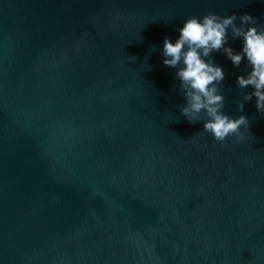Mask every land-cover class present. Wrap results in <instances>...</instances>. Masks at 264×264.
<instances>
[{
	"label": "water",
	"instance_id": "water-1",
	"mask_svg": "<svg viewBox=\"0 0 264 264\" xmlns=\"http://www.w3.org/2000/svg\"><path fill=\"white\" fill-rule=\"evenodd\" d=\"M208 12L264 25V0H0V264H264V114L216 141L162 63ZM214 57L238 117L247 66Z\"/></svg>",
	"mask_w": 264,
	"mask_h": 264
},
{
	"label": "clouds",
	"instance_id": "clouds-1",
	"mask_svg": "<svg viewBox=\"0 0 264 264\" xmlns=\"http://www.w3.org/2000/svg\"><path fill=\"white\" fill-rule=\"evenodd\" d=\"M230 40L240 41L239 50ZM215 53L224 55L234 67L247 66L235 80L238 88L251 89L237 101L238 117L224 111L226 97L220 89L226 73L223 65L215 62ZM162 56L165 66L177 69L185 99L181 115L193 124L203 119V131L216 141L230 136L244 140L242 128L249 130V119L243 114L245 102L255 98L257 112L264 114V25L258 23V17L215 12L190 16L178 28L175 39L164 38Z\"/></svg>",
	"mask_w": 264,
	"mask_h": 264
}]
</instances>
